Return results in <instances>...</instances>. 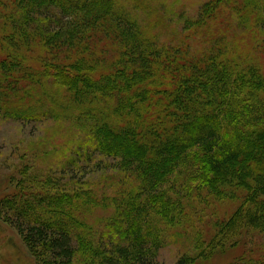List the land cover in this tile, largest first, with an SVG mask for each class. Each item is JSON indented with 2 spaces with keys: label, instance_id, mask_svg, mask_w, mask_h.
<instances>
[{
  "label": "trees",
  "instance_id": "obj_1",
  "mask_svg": "<svg viewBox=\"0 0 264 264\" xmlns=\"http://www.w3.org/2000/svg\"><path fill=\"white\" fill-rule=\"evenodd\" d=\"M227 8L233 9L231 19L253 22V29L264 32V0H209L196 20L185 21L187 29L207 35L203 52L181 42L161 43L117 0H0V21L6 24L0 102L26 92L23 71L63 77V101L38 107L27 101L17 116L74 120L84 145L73 159L100 154L121 172L122 194L109 195L113 214L97 226L87 224L90 208L83 210V198L25 189L5 197L3 208L21 215L31 243L64 264H70L76 238L93 251L90 264H156L149 249L165 244L159 220L168 225L177 216L166 199L176 185L240 201L233 216L218 223L207 247L195 243L198 261L235 247L244 234L264 235V73L228 51L227 35L210 31ZM90 38L95 45L79 60L69 57L81 53L84 43L92 46ZM99 38L109 41L104 75L87 65ZM33 46L53 58L65 55L69 63L33 62L22 52ZM6 47L15 58L6 55ZM108 109L109 116L96 117ZM195 262L190 256L177 264ZM227 264H264V255Z\"/></svg>",
  "mask_w": 264,
  "mask_h": 264
},
{
  "label": "rangeland",
  "instance_id": "obj_2",
  "mask_svg": "<svg viewBox=\"0 0 264 264\" xmlns=\"http://www.w3.org/2000/svg\"><path fill=\"white\" fill-rule=\"evenodd\" d=\"M207 1L117 0L137 16L143 27L161 43L181 42L184 46L190 45L193 50L203 52L208 47L207 35L199 34L196 28L187 29L185 21L186 18L196 20L199 8ZM232 10L225 9L221 21L212 24L210 31L227 35L228 51L238 59L244 58L246 64L258 65L264 73V32L253 29V22L248 25L231 19ZM5 26L0 21V38ZM90 39L92 46L84 43L81 53L69 57L79 60L88 47L95 45V38ZM97 43L98 48L92 54L94 59L87 65L94 68V72L90 69L92 73L104 75L109 70V41L99 38ZM43 48L23 47L22 52L36 63H69L65 55L58 58H53L51 54L44 55L47 53ZM8 51L6 47V55L9 53L15 58L12 49ZM23 72L27 76L26 92L20 90L18 99L11 95L8 101L0 102V264H64L60 257H54L43 246L29 241L18 220L21 215L8 213L3 208L6 207L3 204L5 197L25 189L27 192L44 193L57 190L62 195L75 196L77 201L83 198L85 203L80 202L83 210L90 208L87 224L97 226L99 221L109 219L113 214V210H109V195L119 197L122 194L118 191L120 185L117 182L121 172L112 167L114 162L111 159L100 154L82 162L73 159L75 151L84 145V135L74 120L46 117L38 112L32 118L17 116V107L24 106L27 101H31L35 107L43 103L50 106L47 102L52 99L61 102L67 90L61 76ZM101 113L109 116V109L96 113V117H101ZM103 122L104 119L100 125ZM200 192L197 188L188 191L186 187L178 185L168 188L167 207L178 217L175 215L168 225L159 220L157 226L164 230L166 241L159 249H149L153 261L156 264H177L182 258L190 256L196 259L195 264H227L239 258L259 260L264 255V235L257 232L238 237L235 247L220 249L210 259L197 260L201 253L196 254L195 243L199 241L207 247L208 241L216 234L218 223L228 221L240 205V201L211 197L205 191L207 197L201 196ZM219 227L220 230L224 228ZM72 245L74 254L70 264H90L93 251L88 250L78 238L73 240Z\"/></svg>",
  "mask_w": 264,
  "mask_h": 264
}]
</instances>
